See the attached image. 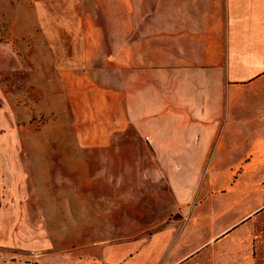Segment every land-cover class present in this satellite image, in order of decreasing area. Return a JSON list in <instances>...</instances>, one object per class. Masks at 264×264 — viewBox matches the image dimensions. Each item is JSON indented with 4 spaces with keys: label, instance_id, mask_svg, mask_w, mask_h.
I'll return each mask as SVG.
<instances>
[{
    "label": "rangeland",
    "instance_id": "rangeland-1",
    "mask_svg": "<svg viewBox=\"0 0 264 264\" xmlns=\"http://www.w3.org/2000/svg\"><path fill=\"white\" fill-rule=\"evenodd\" d=\"M129 4L0 0V181L12 190L16 232L57 264L88 260L99 247L119 248V264H264V204L244 202L240 168L195 174V188L177 199L132 129L78 151L61 73L112 86L119 60L161 59V45L114 44L119 30L107 26ZM246 176L250 200H263L264 174ZM202 245L215 246L207 258H184Z\"/></svg>",
    "mask_w": 264,
    "mask_h": 264
},
{
    "label": "crops",
    "instance_id": "crops-1",
    "mask_svg": "<svg viewBox=\"0 0 264 264\" xmlns=\"http://www.w3.org/2000/svg\"><path fill=\"white\" fill-rule=\"evenodd\" d=\"M115 12L107 26L119 30L114 44L161 45V59L119 60L112 86L61 73L78 151L104 148L132 129L144 141L149 169L163 174L177 199L195 188V174L240 168L244 202L263 205L247 195L246 174H264V0H130ZM2 153L7 166L8 150ZM11 192L0 181V264H57L39 242L26 243L16 232ZM213 248L202 245L184 258L205 259ZM97 249L88 260L68 256L66 264L122 262L119 248Z\"/></svg>",
    "mask_w": 264,
    "mask_h": 264
}]
</instances>
